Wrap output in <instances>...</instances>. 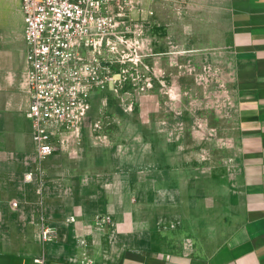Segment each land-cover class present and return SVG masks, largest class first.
<instances>
[{"label": "crops", "instance_id": "obj_1", "mask_svg": "<svg viewBox=\"0 0 264 264\" xmlns=\"http://www.w3.org/2000/svg\"><path fill=\"white\" fill-rule=\"evenodd\" d=\"M177 8L163 32L232 69L235 121L221 164L174 157L165 140L156 154L155 138L145 154L137 143L108 153L84 128L80 138L79 128L56 130L54 152L39 159L25 116L24 14L20 0H0V264H264V0H163Z\"/></svg>", "mask_w": 264, "mask_h": 264}, {"label": "rangeland", "instance_id": "obj_2", "mask_svg": "<svg viewBox=\"0 0 264 264\" xmlns=\"http://www.w3.org/2000/svg\"><path fill=\"white\" fill-rule=\"evenodd\" d=\"M114 12L113 33L98 49L112 78L92 91L77 138L84 128L91 144L106 142L108 153L123 155L134 152L136 143V152L145 154L155 138L156 154L165 140L174 157L184 156L192 164L196 159L221 164L235 121L227 58L197 49L194 42L186 46L179 35L163 32L166 21L174 23L178 17V8L169 13L163 0H131ZM178 162L174 158L172 165ZM220 168L224 183L223 164Z\"/></svg>", "mask_w": 264, "mask_h": 264}, {"label": "built area", "instance_id": "obj_3", "mask_svg": "<svg viewBox=\"0 0 264 264\" xmlns=\"http://www.w3.org/2000/svg\"><path fill=\"white\" fill-rule=\"evenodd\" d=\"M129 1L20 0L30 93L25 116L39 159L54 152L56 130L79 127L92 91L112 78L98 49L116 26L114 8ZM41 234L44 240L52 238L47 225Z\"/></svg>", "mask_w": 264, "mask_h": 264}]
</instances>
